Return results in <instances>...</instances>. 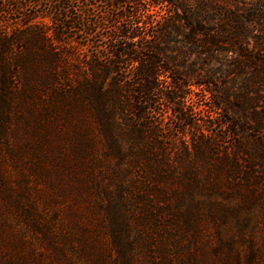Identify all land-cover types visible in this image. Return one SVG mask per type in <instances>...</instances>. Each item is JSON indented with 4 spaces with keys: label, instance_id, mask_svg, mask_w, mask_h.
Wrapping results in <instances>:
<instances>
[{
    "label": "rangeland",
    "instance_id": "374dc122",
    "mask_svg": "<svg viewBox=\"0 0 264 264\" xmlns=\"http://www.w3.org/2000/svg\"><path fill=\"white\" fill-rule=\"evenodd\" d=\"M123 6L120 0H0V36H18L39 23L45 34L41 41L60 40L55 78L57 90L63 91L67 79H80L89 57L105 53L112 20ZM27 98L14 91L13 126L7 127L6 136L0 134V180L17 203L16 208L0 205V264H119L117 255L113 263L105 253V212L112 207H119L132 241H142L128 251L134 264H264L263 169H255L257 183L246 187L234 177L216 182L213 163L209 167L208 159L202 164L200 183L189 187L186 202L191 203L193 224L183 242L180 229L169 228L158 214L159 194L173 197L166 180L175 178V161L192 138L203 144L206 136L215 144L214 153L230 158L224 152L232 149V140L210 122L203 93L191 97L194 113L188 114L191 125L185 127L173 117L164 119V108L157 107L145 123V151L137 154L144 168L140 171L128 166L130 162L106 160L102 144L82 127L75 147L64 134L57 137L66 131L62 114L48 115L50 106L46 109L39 94ZM12 143L18 146L13 153ZM175 192L181 202L183 189ZM86 241L103 262L91 260Z\"/></svg>",
    "mask_w": 264,
    "mask_h": 264
},
{
    "label": "trees",
    "instance_id": "16d2710c",
    "mask_svg": "<svg viewBox=\"0 0 264 264\" xmlns=\"http://www.w3.org/2000/svg\"><path fill=\"white\" fill-rule=\"evenodd\" d=\"M120 1L125 6L112 20L105 53L89 57L80 79H67L63 91L57 90L55 78L61 55L55 47L60 40L41 41L45 34L39 23L30 24L18 36H0V134L6 136L7 127L13 126L14 91L29 97L26 101L39 94L46 109L50 106L47 114H62L66 122V131L57 137L64 134L75 147L82 127L102 144L106 160L119 165L130 162L128 166L140 171L144 168L137 154L145 151V123L157 107L164 108V119L173 117L185 127L191 125L188 114L194 113L191 97L203 93L210 122L227 132L232 149L224 152L230 158L214 153L215 144L206 136L203 144L192 138L182 146L171 172L175 178L166 180L173 197L159 194L158 214L169 228L180 229L183 242L193 224L191 203L186 202L189 187L200 183L202 164L208 159L209 167L213 163L212 175L219 183L234 177L243 182L237 184L250 187L257 183L255 169H263L264 174V142H260L264 139V0ZM60 106L66 110L58 111ZM10 148L13 153L18 146L12 143ZM3 185L0 180V205L16 208L13 192ZM178 187L184 192L181 202L176 199ZM105 214L108 259L115 263L117 255L119 264H134L128 251L142 241H132L119 207L108 208ZM84 250L94 262H103L91 242L84 243Z\"/></svg>",
    "mask_w": 264,
    "mask_h": 264
}]
</instances>
